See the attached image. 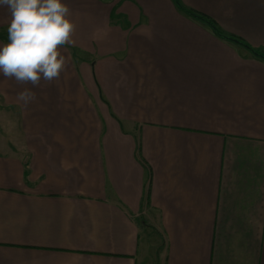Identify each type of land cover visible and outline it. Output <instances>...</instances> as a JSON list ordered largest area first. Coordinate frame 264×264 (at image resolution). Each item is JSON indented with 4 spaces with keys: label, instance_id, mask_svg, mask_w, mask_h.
Masks as SVG:
<instances>
[{
    "label": "crops",
    "instance_id": "1",
    "mask_svg": "<svg viewBox=\"0 0 264 264\" xmlns=\"http://www.w3.org/2000/svg\"><path fill=\"white\" fill-rule=\"evenodd\" d=\"M180 1L264 55V0ZM66 2L58 77L0 74V264H264V57L175 0Z\"/></svg>",
    "mask_w": 264,
    "mask_h": 264
},
{
    "label": "clouds",
    "instance_id": "2",
    "mask_svg": "<svg viewBox=\"0 0 264 264\" xmlns=\"http://www.w3.org/2000/svg\"><path fill=\"white\" fill-rule=\"evenodd\" d=\"M7 9V43L0 45V74L19 82L39 83L60 74L65 58L60 46L70 42L74 21L66 0H0ZM32 93H19L28 102Z\"/></svg>",
    "mask_w": 264,
    "mask_h": 264
},
{
    "label": "trees",
    "instance_id": "3",
    "mask_svg": "<svg viewBox=\"0 0 264 264\" xmlns=\"http://www.w3.org/2000/svg\"><path fill=\"white\" fill-rule=\"evenodd\" d=\"M175 2L179 6V8L181 10H183L188 15L196 18L197 20L209 25L213 29V31H215L221 37H224V38H227V39H229L231 37L232 38H236L233 35H229V34H226L225 32H223L222 29L218 26V24L211 17H209L208 15H206V14H204L202 12H198V11H196L194 9H191V8L185 6L180 0H175ZM241 43L244 44V45H248V44H246L245 42H242V41H241ZM252 49L255 50L254 48H252ZM255 51H257V50H255ZM263 57H264V55H263Z\"/></svg>",
    "mask_w": 264,
    "mask_h": 264
},
{
    "label": "water",
    "instance_id": "4",
    "mask_svg": "<svg viewBox=\"0 0 264 264\" xmlns=\"http://www.w3.org/2000/svg\"><path fill=\"white\" fill-rule=\"evenodd\" d=\"M229 39H231V40H233V41H236V42H239L240 40L239 39H237V38H229ZM246 47H248L249 49L251 48V46H249V45H246ZM257 55H262V54H259L258 52H256V51H254ZM263 56V55H262Z\"/></svg>",
    "mask_w": 264,
    "mask_h": 264
},
{
    "label": "rangeland",
    "instance_id": "5",
    "mask_svg": "<svg viewBox=\"0 0 264 264\" xmlns=\"http://www.w3.org/2000/svg\"><path fill=\"white\" fill-rule=\"evenodd\" d=\"M236 38H237V37H236ZM237 39H238V38H237ZM248 45H249V44H248ZM249 46H250V45H249ZM0 102H1V98H0ZM144 224H146L147 226H149V223H146V222H145Z\"/></svg>",
    "mask_w": 264,
    "mask_h": 264
}]
</instances>
